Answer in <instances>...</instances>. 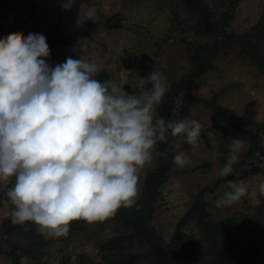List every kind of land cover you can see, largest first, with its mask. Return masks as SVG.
Listing matches in <instances>:
<instances>
[{"label":"rangeland","instance_id":"374dc122","mask_svg":"<svg viewBox=\"0 0 264 264\" xmlns=\"http://www.w3.org/2000/svg\"><path fill=\"white\" fill-rule=\"evenodd\" d=\"M206 1L213 10H222L223 6L231 8L229 13L232 12V23L227 30L235 36L250 31L264 12V0H240L233 8L229 5L231 0ZM115 14L120 16L121 25L107 29L105 22ZM181 15L186 16L184 13ZM173 19L169 0H0V38L12 32H23L25 36L30 33L42 34L50 49V56L43 59L50 66L55 67L68 57L95 62L100 68L95 78L102 82L114 80L129 94L149 89L151 86L144 78L155 68L163 73L168 87L188 70L186 46L180 41L189 35L185 31L188 25L185 27ZM188 42L191 41L188 39ZM219 44L221 48L226 46L223 39ZM255 50L264 58V43ZM214 67L195 83L191 94L208 99L224 88L225 93L219 104L236 117L243 116L246 106L253 102L251 119L263 126V130L259 131V140L264 150V75L239 47H233L228 54L220 56ZM175 115L174 121L185 117L198 120L204 130L212 131L214 135L209 137L208 146L200 139L195 148L183 143V138L175 140L173 157L178 151L174 145L179 142L182 150L187 152L189 163L180 168L173 163L172 157L170 172L157 189L151 226L165 243H169L192 199L203 189L211 188L210 192L203 195L209 221L215 224L221 220H235V224L240 226L239 236L247 234L242 245L249 246L252 243L260 251L259 258L250 264H264V195L258 192L259 183L264 181V154L251 164L245 157L248 138L244 132L254 131L255 128L248 126L243 128V132H235L209 110L189 103H178ZM232 139L245 141L238 161L233 166V173L254 168L259 171L243 179L248 187L246 196L229 207L217 208L215 201L230 190L228 183L214 184L217 179L224 177L220 175V170L226 162ZM220 149L221 160L216 155ZM156 164L154 159L139 172L136 201L147 175L155 169ZM9 182H0V196L13 186H9ZM12 208L7 198L2 199L0 264H11L7 253L13 244L26 246L32 241L18 231L3 234L2 224L11 222ZM180 231L198 240L193 221L180 227ZM124 233L128 234V231L109 218L92 223L86 221L82 231L60 238L42 236L39 227L33 224V234L39 239V248L34 249L31 256L21 257L19 264H61L63 259H68V264H81L79 257L84 254L91 261L103 264L98 250L100 244ZM130 251L141 250L133 246ZM136 264L151 262L142 260Z\"/></svg>","mask_w":264,"mask_h":264},{"label":"clouds","instance_id":"9594fccd","mask_svg":"<svg viewBox=\"0 0 264 264\" xmlns=\"http://www.w3.org/2000/svg\"><path fill=\"white\" fill-rule=\"evenodd\" d=\"M46 37L12 32L0 38V182L15 179L5 196L10 220L45 237H66L73 220L104 221L136 203L139 172L157 155L158 142L182 137L198 146L204 126L196 119L166 122L157 115L168 85L155 68L150 88L129 94L82 58L50 66ZM212 137L214 132H206ZM244 139H232L220 175L233 173ZM173 163H189L181 143ZM217 157L220 153H216ZM259 156V152L256 153ZM215 201L229 207L248 194L245 180L228 182ZM264 195V181L258 185Z\"/></svg>","mask_w":264,"mask_h":264},{"label":"trees","instance_id":"16d2710c","mask_svg":"<svg viewBox=\"0 0 264 264\" xmlns=\"http://www.w3.org/2000/svg\"><path fill=\"white\" fill-rule=\"evenodd\" d=\"M169 1L174 16L173 21L180 22L185 27L188 25L185 31L189 35L180 41L186 46L189 65L184 75L170 83L164 100L157 109V115L163 117L166 122L174 121L176 105L189 103L209 110L219 121L235 132H243L244 127L252 126L255 128L254 131L244 132L248 138L245 157L250 164L253 160L258 161L264 154L259 140V131L263 130V126L254 123L251 119V107L254 103L250 102L246 106L243 116L236 117L228 108L219 104L220 98L225 93L224 88L208 99L195 97L191 91L195 83L206 72L215 69V61L220 56L228 54L233 47H239L243 54L249 55L250 60L257 64L259 71L264 75V58L258 50H255L257 46L264 43V12L250 31L235 36L227 30L232 23V12L229 13L231 8L223 6L222 10L215 9V11L209 7L206 0ZM238 1L240 0H231L229 5L233 8ZM182 13L186 16L183 17ZM120 21V16L115 14L107 19L105 26L107 29H114L121 25ZM194 37L203 40L197 41ZM188 39L191 42H188ZM221 39L226 45L224 48L220 47ZM206 132L208 131L201 133V139L208 146L209 137ZM179 138L182 137L172 138L170 136L167 142H158L156 152L166 155L155 157L156 167L147 175L136 204L127 208L121 207L114 216L109 217L120 228L128 231V234H119L100 244L98 250L103 264H136L142 260H149L151 264H250L259 258L260 251L256 245L252 243L249 246L242 245L243 238L247 234L239 236L240 226L235 224V220H221L215 224L209 221L203 195L205 192H210L211 188L203 189L192 199L169 243H165L155 232L150 220L158 195L157 189L170 172L173 144ZM217 152L220 153L219 159L222 158V150H217ZM257 152L259 156L256 155ZM251 168L254 167L251 166ZM258 171V168H254L232 173L227 177L217 179L214 186L244 179L248 175L257 174ZM14 182L13 177L10 179L9 186H12ZM6 198L1 194L0 202ZM189 221L195 223L198 240H193L180 231V227L185 226ZM85 222L84 220H73L69 233L82 231ZM26 223L28 231L20 225H13L10 221L2 224L4 235L18 231L27 235L28 239H32L31 243L26 246L12 245L7 253L11 258V264H19L21 257L31 256L34 249L39 248V239L33 234L34 223ZM133 246L138 247L142 252H131L130 249ZM79 260L81 264H97L85 254L81 255ZM61 264H68V259H63Z\"/></svg>","mask_w":264,"mask_h":264}]
</instances>
